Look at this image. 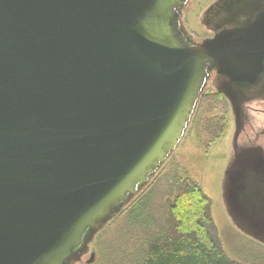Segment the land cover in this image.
Instances as JSON below:
<instances>
[{
    "label": "water",
    "instance_id": "water-1",
    "mask_svg": "<svg viewBox=\"0 0 264 264\" xmlns=\"http://www.w3.org/2000/svg\"><path fill=\"white\" fill-rule=\"evenodd\" d=\"M189 1L0 0V264L94 261L97 235L180 145L211 71L262 70L264 14L196 41ZM257 184L260 218L230 211L264 244Z\"/></svg>",
    "mask_w": 264,
    "mask_h": 264
},
{
    "label": "rangeland",
    "instance_id": "rangeland-1",
    "mask_svg": "<svg viewBox=\"0 0 264 264\" xmlns=\"http://www.w3.org/2000/svg\"><path fill=\"white\" fill-rule=\"evenodd\" d=\"M213 1L190 0L184 9L185 26L198 41L210 35L203 19L204 11ZM207 92L211 95L216 93L212 89H207ZM263 105L259 103L255 106L261 108ZM220 106L211 98L197 110L180 145L158 173L147 200V211L153 218H159L174 176L188 174L202 185L212 199V216L217 235L227 255L243 264H264V244L238 228L225 201L224 183L235 136V122L229 101L225 109L228 121L224 135L209 149L206 147L208 138L203 131V120L219 113L223 107ZM243 139L244 135H240L239 141ZM135 215L137 213L127 212L105 227L101 231L102 236L95 239L90 247L96 253L95 260L89 262L91 255L88 252L79 264H134L139 238L144 236L142 227L135 221Z\"/></svg>",
    "mask_w": 264,
    "mask_h": 264
},
{
    "label": "trees",
    "instance_id": "trees-1",
    "mask_svg": "<svg viewBox=\"0 0 264 264\" xmlns=\"http://www.w3.org/2000/svg\"><path fill=\"white\" fill-rule=\"evenodd\" d=\"M211 98L223 107L219 113L207 116L203 120L202 127L208 138L206 142L208 149L223 137L228 121L225 110L228 100L220 92L211 95L205 91L197 110ZM158 173L146 189L118 216L135 212L137 213L134 216L135 221L142 227L140 229L144 236L139 238V249L136 250L133 263L243 264L225 252L212 216V199L202 185L188 174L174 176L159 218L150 216L147 211L149 205L147 200L151 188L158 179ZM101 236L102 232L96 239Z\"/></svg>",
    "mask_w": 264,
    "mask_h": 264
},
{
    "label": "flooded vegetation",
    "instance_id": "flooded-vegetation-1",
    "mask_svg": "<svg viewBox=\"0 0 264 264\" xmlns=\"http://www.w3.org/2000/svg\"><path fill=\"white\" fill-rule=\"evenodd\" d=\"M261 14H264V0H214L204 11V25L210 32L207 37L222 30L243 27ZM207 89L224 96L227 93L234 100L233 105L226 97L235 122L233 151L224 183L229 212L234 207L243 221L260 218L254 207L257 205L255 197L261 196L257 182L264 181V141H261L264 139V105L261 108L255 105L264 104V65L251 82L234 80L213 70L205 91ZM240 135H244L241 141Z\"/></svg>",
    "mask_w": 264,
    "mask_h": 264
}]
</instances>
